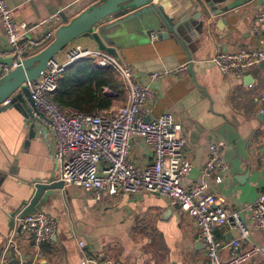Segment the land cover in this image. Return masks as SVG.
<instances>
[{
  "label": "crops",
  "instance_id": "0c3cea01",
  "mask_svg": "<svg viewBox=\"0 0 264 264\" xmlns=\"http://www.w3.org/2000/svg\"><path fill=\"white\" fill-rule=\"evenodd\" d=\"M5 1L14 20L33 27L29 38L37 41L64 24L62 18L46 24L47 17L63 11L73 18L99 2ZM200 1V5L188 0L162 1L177 25V34L158 37L156 29L135 27L106 46L114 50L109 54L130 65L142 84L153 91L154 102L147 105L146 118L169 112L181 124L187 138L182 152L192 163L182 180L185 186L200 176L209 153L208 139L214 136L223 140L230 173L211 191L217 202L243 210L264 194V105L258 101L264 89V63L235 77L221 74L211 58L217 51L264 44V31L255 20L260 0H245L234 7L230 4L238 0ZM6 41L0 21V51L6 48ZM75 47L104 51L94 40L79 37L62 52ZM165 70L175 74L151 77L153 72ZM115 101L125 104V91ZM112 107L119 106L113 103ZM44 132L39 122L15 108L0 112V250L14 229L13 214L29 202L34 185L59 180V167L50 151L51 137L46 139ZM128 156L141 167L153 162L151 150L139 138H132ZM40 209L58 221L56 235L42 245L41 264H81L83 254L98 255L111 264H206L194 219L158 194H120L97 202L81 188L64 185L61 194L50 195ZM235 236L231 227L216 231L224 246ZM79 241L84 243L82 249ZM251 244L263 251L253 255L248 264H260L264 261V231L250 226L241 248ZM22 252L28 257L30 249L23 247ZM219 255L221 260L227 259V248L221 247Z\"/></svg>",
  "mask_w": 264,
  "mask_h": 264
},
{
  "label": "built area",
  "instance_id": "2783aa9c",
  "mask_svg": "<svg viewBox=\"0 0 264 264\" xmlns=\"http://www.w3.org/2000/svg\"><path fill=\"white\" fill-rule=\"evenodd\" d=\"M62 12H55L44 23H57ZM255 20L256 26L264 31V0H260ZM0 21L7 40L0 57L12 58L10 65L0 62L1 78L17 67L24 59L23 53L38 41L29 38L33 27L23 20L13 19L5 0H0ZM54 30L41 39L53 34ZM60 52L49 59L35 80L25 85L33 100L31 118L43 127L46 139L51 137V156L58 164L59 180L65 186L79 187L97 202L120 194L149 193L165 197L169 205L194 219L198 239L205 249L206 264H248L253 255L263 251L256 244L241 248V240L247 237L250 226L264 231V194L239 210L217 202L211 191L213 185L222 184L230 173L224 158L226 145L223 140L214 136L208 139L209 153L200 167V176L185 186L182 180L192 169V163L182 152L187 143L186 135L169 112L153 119L146 118L147 105L154 102L155 96L142 84L135 70L105 51L75 47L62 52L61 56ZM81 59H92L99 67L111 66L115 70L125 89V104L83 113L53 101L58 79ZM211 61L221 74L240 77L251 66L264 63V44L238 51H217ZM171 74L175 71L153 72L151 77ZM258 101L264 105V89L259 93ZM132 138L141 139L151 150L153 162L141 167L130 160ZM222 227L236 230V236L225 246L216 237V231ZM13 228L0 250V264H41L44 258L42 245L58 230L56 217L41 209L24 217L15 215ZM78 246L82 249L84 243L79 241ZM23 247L30 249L28 257L23 255ZM221 247L228 251L225 260L220 259ZM80 263L111 264L108 259L95 254H83Z\"/></svg>",
  "mask_w": 264,
  "mask_h": 264
},
{
  "label": "water",
  "instance_id": "95a60500",
  "mask_svg": "<svg viewBox=\"0 0 264 264\" xmlns=\"http://www.w3.org/2000/svg\"><path fill=\"white\" fill-rule=\"evenodd\" d=\"M162 1L99 0L97 4L73 18H68L62 13L64 24L55 28L54 33L44 39L40 37L41 40L23 53L22 62L0 78V112L15 108L24 116L31 117L30 107L33 106V100L25 83L35 80L45 69L49 59L79 37L94 40L101 50L114 53V50L106 45L121 39L122 35L134 30L135 27H143L145 31L156 29L155 34L158 37H167L168 33L177 34V25L166 13ZM188 1L192 4H201L200 0ZM244 1L233 2L230 7ZM162 28H165V31H160ZM11 61V57H0L3 64L10 65ZM63 187L61 180L36 183L29 202L24 204L20 212L14 213L13 217L15 214L24 217L36 212L50 195L61 194Z\"/></svg>",
  "mask_w": 264,
  "mask_h": 264
},
{
  "label": "trees",
  "instance_id": "16d2710c",
  "mask_svg": "<svg viewBox=\"0 0 264 264\" xmlns=\"http://www.w3.org/2000/svg\"><path fill=\"white\" fill-rule=\"evenodd\" d=\"M122 81L111 67H99L92 59H81L69 66L57 82L53 101L83 113L112 107L124 94Z\"/></svg>",
  "mask_w": 264,
  "mask_h": 264
},
{
  "label": "rangeland",
  "instance_id": "374dc122",
  "mask_svg": "<svg viewBox=\"0 0 264 264\" xmlns=\"http://www.w3.org/2000/svg\"><path fill=\"white\" fill-rule=\"evenodd\" d=\"M121 103H122V101H114V104H115L116 106H120Z\"/></svg>",
  "mask_w": 264,
  "mask_h": 264
}]
</instances>
